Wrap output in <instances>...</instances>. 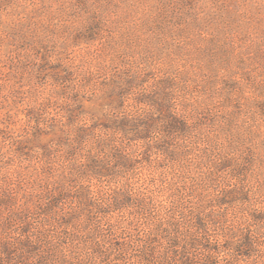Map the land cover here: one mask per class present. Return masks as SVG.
I'll return each mask as SVG.
<instances>
[{
	"label": "rangeland",
	"instance_id": "1",
	"mask_svg": "<svg viewBox=\"0 0 264 264\" xmlns=\"http://www.w3.org/2000/svg\"><path fill=\"white\" fill-rule=\"evenodd\" d=\"M260 218L264 0H0V264H264Z\"/></svg>",
	"mask_w": 264,
	"mask_h": 264
},
{
	"label": "trees",
	"instance_id": "2",
	"mask_svg": "<svg viewBox=\"0 0 264 264\" xmlns=\"http://www.w3.org/2000/svg\"><path fill=\"white\" fill-rule=\"evenodd\" d=\"M260 220L261 221L258 222V226L256 228V233L259 237H264V224H262V222H264V218H260ZM237 236H238L237 234H233L231 236V239L233 240V237H237ZM258 240L259 239H257V236H252V235L248 236V234H247L244 238V244L247 248H250V251L253 253L252 250L264 249V243H262L261 241H258ZM220 252H221V248L218 249V253H220ZM230 255H234L233 252L230 253Z\"/></svg>",
	"mask_w": 264,
	"mask_h": 264
}]
</instances>
